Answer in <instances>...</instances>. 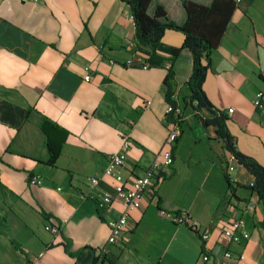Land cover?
Returning <instances> with one entry per match:
<instances>
[{
  "label": "crops",
  "instance_id": "0c3cea01",
  "mask_svg": "<svg viewBox=\"0 0 264 264\" xmlns=\"http://www.w3.org/2000/svg\"><path fill=\"white\" fill-rule=\"evenodd\" d=\"M184 1L209 6L213 0H153L149 13L161 5L183 25ZM237 4L203 86L212 111L196 112L187 86L193 54L183 49L173 58L184 44L182 32L137 44L131 8L120 0H0V264H200V236L161 217L162 209L186 211L209 232L213 258L229 249L245 256L233 264H264L263 204L248 188L255 177L236 164L230 192V152L218 126L204 124L225 116L236 150L264 166V97L263 107L254 105L264 93V0ZM170 69L173 101L183 110L173 165L130 211L122 240L111 244L107 222L123 206L97 204L98 194L114 191L104 176L108 156L129 138L124 175L132 179L164 147ZM46 118L69 132L55 166L47 164ZM33 175L43 184L29 183ZM91 177L100 180L97 186ZM246 202L256 205L253 212L245 211ZM233 219L246 222L247 243L223 236ZM51 225H61L58 235L46 230ZM66 244L77 256L67 254Z\"/></svg>",
  "mask_w": 264,
  "mask_h": 264
},
{
  "label": "trees",
  "instance_id": "16d2710c",
  "mask_svg": "<svg viewBox=\"0 0 264 264\" xmlns=\"http://www.w3.org/2000/svg\"><path fill=\"white\" fill-rule=\"evenodd\" d=\"M127 3L132 12L135 23V40L142 46H152L159 43L167 30L180 31L185 35V41L180 49L173 51V58L176 59L183 49H188L193 54L192 75L187 82L191 92L190 103L196 112L203 109L212 111V105L204 92V82L210 70V59L221 43V40L231 21L232 15L237 9V2L234 0H213L209 6L200 5L192 1H184L183 8L186 14V21L183 25H177L169 20L167 10L158 5L154 15L149 13L153 0H120ZM173 69L169 70L166 78V85L169 88L167 100L172 101V79ZM175 104V103H174ZM225 116L216 117L213 120H206L205 125L215 124L218 126L217 134L225 141L227 150L236 157L237 164L244 166L254 177L255 182L248 188L257 196L259 203L263 204L264 211V166L254 158L236 150L232 138L226 132ZM41 130L47 139L49 159L47 164L55 166L62 155L63 147L69 132L50 119H44ZM228 177V176H227ZM229 190L234 191L228 177ZM259 226L264 230V219ZM68 255L75 257L68 244L65 245Z\"/></svg>",
  "mask_w": 264,
  "mask_h": 264
},
{
  "label": "built area",
  "instance_id": "2783aa9c",
  "mask_svg": "<svg viewBox=\"0 0 264 264\" xmlns=\"http://www.w3.org/2000/svg\"><path fill=\"white\" fill-rule=\"evenodd\" d=\"M35 1V0H24ZM241 0H236L240 3ZM128 65H133V61H128ZM144 69L147 66H143ZM91 80L90 74L85 76V81ZM264 80V77H263ZM264 93L259 92L256 95L254 102L255 107H263ZM175 97H172V101ZM174 102V101H173ZM151 102L145 104L147 108ZM230 113L233 109L229 110ZM182 107L168 103L165 111L166 122L169 125V134L164 147L155 155L154 160L146 167L144 174L129 179L124 175V169L128 159V150L131 147L129 138H125L122 143L121 150L108 156V164L104 170V176L112 179L113 193L104 191L97 196V204L100 210L108 209L115 201H120L123 206L122 214L116 219H110L107 224L110 229L109 243L115 244L122 240L125 232L128 231L130 211L143 202L148 192H155L157 182L162 179V174L165 169H169L174 162L173 147L182 133ZM227 174L230 181H235L231 173L237 164L236 157L230 153L228 158ZM89 182L93 186H97L100 182L99 179L91 177ZM29 183L35 185H42L43 180L39 175H33L29 179ZM253 185V184H252ZM251 185V186H252ZM61 188H59V191ZM253 202L245 203V211L253 212L255 209ZM161 217L166 218L178 226H185L193 233L200 236L202 243V252L200 255V264H233L245 259L243 254L235 256L231 250L224 251L221 257L213 258L210 254V241L211 235L209 232L201 231V226L196 222L193 217L186 211L169 212L160 210ZM46 230L58 235L61 230V225L47 226ZM222 234L225 239L236 245L247 243L251 239V233L247 229L246 222L243 219H233L223 226ZM100 254H103L100 251Z\"/></svg>",
  "mask_w": 264,
  "mask_h": 264
}]
</instances>
